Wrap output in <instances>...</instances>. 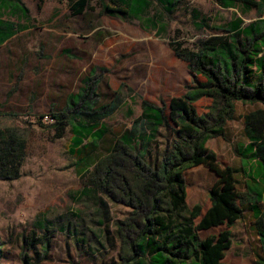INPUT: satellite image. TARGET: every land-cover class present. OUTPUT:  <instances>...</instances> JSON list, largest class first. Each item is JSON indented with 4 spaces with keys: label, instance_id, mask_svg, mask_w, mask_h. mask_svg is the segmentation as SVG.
Listing matches in <instances>:
<instances>
[{
    "label": "rangeland",
    "instance_id": "rangeland-1",
    "mask_svg": "<svg viewBox=\"0 0 264 264\" xmlns=\"http://www.w3.org/2000/svg\"><path fill=\"white\" fill-rule=\"evenodd\" d=\"M22 1L28 17L0 14L18 26V34L0 46V148L13 139L19 156L18 179H0V264H122L117 222L132 210L92 185L96 164L142 116L143 102L168 115L173 98L204 82L176 52H198L238 18L244 26L264 23V0L247 12L223 8L217 0H148L138 18L105 9L123 7L121 0ZM81 2L85 7L79 13ZM249 80L264 93L262 71L252 67ZM79 101L93 109L115 105L98 124L100 137L75 134L80 124H90L83 117L70 119L61 133L54 127L53 115L70 116L69 106ZM193 106L204 116L215 104L204 97ZM234 106L220 135L206 147L223 166L235 169L245 192L242 152L249 140L244 116L264 110V104ZM175 129L171 121L151 134L140 126L152 139L147 164L157 168L165 154H172ZM80 137L81 145L76 143ZM183 176L188 207L201 205L204 215L217 177L204 166ZM261 206L264 228V199ZM242 209V219L233 226L200 232L201 239L231 232L224 264H256L264 255L250 203ZM34 233L49 240L47 248L36 238L33 243Z\"/></svg>",
    "mask_w": 264,
    "mask_h": 264
},
{
    "label": "trees",
    "instance_id": "trees-1",
    "mask_svg": "<svg viewBox=\"0 0 264 264\" xmlns=\"http://www.w3.org/2000/svg\"><path fill=\"white\" fill-rule=\"evenodd\" d=\"M121 1L123 7L105 9L138 18L148 6V0ZM217 2L224 8L242 6L244 12L258 6L256 0ZM77 7L80 13L85 3ZM16 12L17 9H13L12 13ZM22 14L28 17V9L24 7ZM198 15L195 12V17ZM202 21L205 24L206 20ZM259 24L242 27L243 21L238 18L230 22L225 35L211 37L198 52H176L189 70L201 76L204 82L185 96L173 98L168 115L163 108L143 102L142 116L116 140L110 154L96 164L92 185L110 201L132 210L127 219L117 222L122 264H224L225 252L232 245L231 232L225 230L206 239H201L200 232L223 225L233 226L243 217L242 206L249 203L264 252V228L259 221L264 199V110L244 116L249 140L242 152L245 159L242 172L247 179L245 192L238 187L235 169L223 166L217 155L206 147L210 139L220 135L236 102L264 104L263 88L249 80L252 67L264 74V23L262 27H258ZM13 29L5 26L3 38L11 37ZM204 97L212 99L215 106L209 114L199 116L193 104ZM114 110L115 105L93 109L80 101L72 102L67 110L70 116L53 115L54 127L61 133L70 119L83 117L90 124H80L75 134L100 137L98 124ZM170 121L176 126L177 142L172 154H165L155 168L146 162L152 139L139 128L144 125L151 134ZM80 139L76 140L79 145L82 144ZM18 158L15 141L5 142L0 148V179H18ZM199 166L206 167L217 177L210 190L211 206L204 215L201 205L188 207L183 176L188 169ZM34 235L33 243L36 238L48 247L47 238ZM256 264H264V255L257 257Z\"/></svg>",
    "mask_w": 264,
    "mask_h": 264
},
{
    "label": "crops",
    "instance_id": "crops-1",
    "mask_svg": "<svg viewBox=\"0 0 264 264\" xmlns=\"http://www.w3.org/2000/svg\"><path fill=\"white\" fill-rule=\"evenodd\" d=\"M20 1H21V4H20L19 0H0V14H1V12H4V11L12 13L13 9H15V10L17 9V12L15 14L20 16V18L21 17L23 18L22 10L24 9V7L27 9V7L24 5L22 0H20ZM226 9H242L244 11V8L242 6H237L236 8H226ZM252 9H254V8H251L250 10H252ZM253 23H255V22H253ZM253 23H251V24H253ZM251 24H249V25H251ZM249 25L244 26V22H243L242 27H247ZM5 26H10V27L14 28L13 29V35H11V37H8L6 39L3 38V28ZM262 26H263V23H260L258 25V27H262ZM17 27L18 26L16 24H14V22H12L11 20H6L2 16L0 17V46L5 44L6 42L10 41L12 38H14L18 34V28Z\"/></svg>",
    "mask_w": 264,
    "mask_h": 264
}]
</instances>
